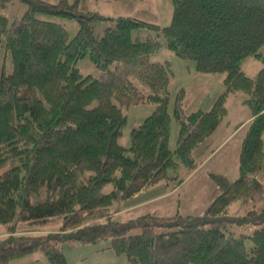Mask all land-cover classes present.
<instances>
[{
  "label": "trees",
  "instance_id": "obj_1",
  "mask_svg": "<svg viewBox=\"0 0 264 264\" xmlns=\"http://www.w3.org/2000/svg\"><path fill=\"white\" fill-rule=\"evenodd\" d=\"M14 1L0 0V10ZM19 1L26 4L20 17L9 20L0 11V224L10 228L0 240V264L37 250L50 264H68L65 242L104 239L132 263L264 264V184L256 178L264 165V0H172L163 27L102 14L87 0ZM38 14L73 18L78 30L70 37L62 24ZM101 21L107 26L100 34ZM162 46L193 60L196 74H222L225 87L209 110L190 113L180 91L174 150L172 64L152 60ZM86 56L97 77L77 67ZM247 58L260 64L252 77L241 67ZM235 92L246 96L254 117L241 140L237 178L209 173L217 190L201 214L112 219L113 204L164 179L168 169L196 167L192 152L215 132L224 98ZM140 104L154 109L123 146L126 110ZM235 203L244 214L228 212ZM55 222L58 231L44 234L16 230Z\"/></svg>",
  "mask_w": 264,
  "mask_h": 264
},
{
  "label": "rangeland",
  "instance_id": "obj_2",
  "mask_svg": "<svg viewBox=\"0 0 264 264\" xmlns=\"http://www.w3.org/2000/svg\"><path fill=\"white\" fill-rule=\"evenodd\" d=\"M88 4L98 12L108 16H130L156 23L163 27L169 24L173 4L172 0H87ZM26 10V4L16 0L0 11L9 20L20 17ZM45 19L59 22L68 31L70 37L78 30V23L73 18L62 16L40 15ZM106 22L96 24V31L102 33ZM171 61L173 75L170 83V94L168 97V112L171 116L169 148L174 150L179 135V124L173 115V106L176 96L182 90V104L186 113L198 108L209 110L215 99L223 93L225 87L222 81V74H196L195 62L175 57L168 48L162 46L152 56V60ZM82 74H91L94 77L99 71L91 62L88 56L81 58L76 63ZM242 70L250 77L254 76L260 67L258 61L253 58L245 59L241 64ZM246 96L240 92L227 93L224 98L226 113L215 132L194 152L196 156V167L192 170L182 163H179L176 172L168 169L165 178L156 181L133 195L113 204L111 218L118 221L137 219L144 214L155 216H172L176 213L182 215L201 214L212 201L216 194V187L210 179L209 173L222 174L229 180H234L239 175L238 156L241 140L249 123L251 122V110L245 101ZM154 109L152 104H140L131 106L126 110L127 120L123 127L122 135L119 138L121 145L129 147V133L133 126L142 122ZM179 162L178 159H176ZM174 174L178 177L173 178ZM256 178L264 184V165L257 172ZM110 184L105 185L104 191H109ZM228 212L233 215L244 214L243 204L235 203L229 206ZM59 224L42 227L39 223L27 226L22 224L16 229L21 233L29 228H34L32 234H44L51 231H58ZM237 229L236 227H232ZM24 229V230H23ZM244 229V226L243 228ZM139 228H133L132 233L139 232ZM8 224H0V240L10 234ZM245 232H249L250 230ZM25 233V232H24ZM110 240L104 239L97 243L71 245L65 242L62 250L68 264H141L132 263L125 255H117L112 251ZM8 264H50L47 256L37 250L22 257L13 259Z\"/></svg>",
  "mask_w": 264,
  "mask_h": 264
}]
</instances>
